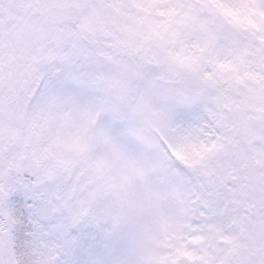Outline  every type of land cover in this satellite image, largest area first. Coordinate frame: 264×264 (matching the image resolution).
<instances>
[{
    "label": "snow or ice",
    "instance_id": "1",
    "mask_svg": "<svg viewBox=\"0 0 264 264\" xmlns=\"http://www.w3.org/2000/svg\"><path fill=\"white\" fill-rule=\"evenodd\" d=\"M0 264H264V0H0Z\"/></svg>",
    "mask_w": 264,
    "mask_h": 264
}]
</instances>
